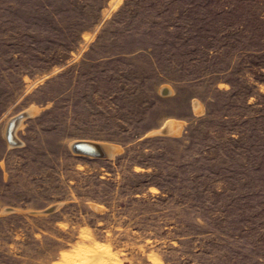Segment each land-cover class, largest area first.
I'll return each instance as SVG.
<instances>
[{
	"label": "rangeland",
	"instance_id": "obj_1",
	"mask_svg": "<svg viewBox=\"0 0 264 264\" xmlns=\"http://www.w3.org/2000/svg\"><path fill=\"white\" fill-rule=\"evenodd\" d=\"M227 2L0 0V264H264V162L246 151L260 143L244 137L217 157L206 117L228 81L250 90L247 114L264 102V41L244 45V57L209 58ZM237 13L264 38V0ZM31 106L21 142L9 145L7 121ZM167 121L178 131L162 134ZM214 133L228 144V131ZM78 138L114 151L79 155ZM128 147L127 168L177 181L172 211L142 223L165 228L160 237L133 229L146 216L90 199L108 192L99 178H119L116 157Z\"/></svg>",
	"mask_w": 264,
	"mask_h": 264
},
{
	"label": "trees",
	"instance_id": "obj_2",
	"mask_svg": "<svg viewBox=\"0 0 264 264\" xmlns=\"http://www.w3.org/2000/svg\"><path fill=\"white\" fill-rule=\"evenodd\" d=\"M228 1L229 2L226 4H219L222 5V13L226 16V19L224 21H213V26L210 27L209 38L213 41H219V44L212 46L218 49V51H216L214 55L209 56L213 65L227 60L231 54H237L239 58L244 57L246 56V54H244L245 50H243L244 45L248 44L259 47L261 45L257 46L256 43L258 41L259 43L264 41L262 36H257V34L252 33L247 34L248 31L254 32L256 24L252 21L244 24L240 20L241 16L237 13V8L239 3L244 2V0H233L231 3L230 0ZM220 50L222 51L220 52ZM254 50L257 49L254 48ZM247 51L251 53V56L256 55L251 50ZM261 75L264 74L262 73ZM256 80L262 81L260 78H256ZM228 83L230 85L229 89L217 91L213 95L212 104H214V106L211 108L207 106L206 117H211L213 119L211 122L216 123L215 127L217 132L221 133L222 130H225L230 134L229 137L226 138L228 144H222L220 146V140L217 141L219 136L214 133L216 131L215 129L213 135H209L210 138H213L212 141H214L212 150H214L217 157H219L218 155H220L221 150L222 154L226 156L229 150H235L236 145H233V142L239 143L242 138H248L250 136L254 139L253 141H255V143L259 141L260 148L258 150L248 148L246 151L249 152V156L256 153L257 160L264 162V146L261 145V143L264 142V102L255 103L260 105L256 113L247 114L246 111L249 109L251 110L252 107V104L247 102L250 96V90H245V86L243 85L234 86L230 81H228ZM219 93L222 95H219ZM260 97L264 100V94H260ZM222 108L224 113L220 114L219 111L220 109L222 110ZM233 131L238 134L239 139L232 136L234 133ZM132 157V149L129 147L125 149L124 153L118 155L116 157L117 161L114 165L113 172L120 175L119 178L108 180L99 178L96 181L98 186L103 185V188H106L108 192L111 193L108 194L107 191L101 192V194L97 196H91L90 199L95 202L105 203L107 206L109 204V208L110 205H113L115 208L110 209L111 212H127L134 213V215L138 216H146L141 220V225L133 226V229L139 232L150 233L153 237H160L167 233L165 228L159 226L150 228L149 226H143L142 223H146L145 221L153 220L154 218H160L163 214H166L165 212L169 214L172 211L173 207L171 204L174 202L177 181H175L173 177L170 179L161 178L160 175L153 172L136 171L134 170V163L131 164L130 169L127 168L123 163L125 161H133ZM153 186L159 189V193L150 191V188ZM104 189L102 191H104ZM67 206L74 207V204L69 203ZM88 211L94 214V216H100L90 209ZM92 223L93 222L88 224L93 228L95 225ZM138 223H140V221Z\"/></svg>",
	"mask_w": 264,
	"mask_h": 264
},
{
	"label": "bare ground",
	"instance_id": "obj_3",
	"mask_svg": "<svg viewBox=\"0 0 264 264\" xmlns=\"http://www.w3.org/2000/svg\"><path fill=\"white\" fill-rule=\"evenodd\" d=\"M33 110V106H31L29 109H27V110H22V111H25V112H29V111H32ZM22 111H20V112H22ZM19 113V112H18ZM14 116V115H13ZM19 122H20V119H18L17 120V124L15 125V128L14 129H10L9 130V132H8V134H6L5 135V132H4V137H5V139H6V141H7V143L9 144V145H11V146H15V145H17V143L18 142H21V139L19 138V136L17 135V133H16V129H17V127H18V125H19ZM164 128L166 129V131L167 132H169V133H174V132H177L178 131V127H177V125L175 124V123H173L172 121H167V123L165 124V126H164ZM5 130H6V127H5ZM7 139H10V141H8ZM90 141V142H95L97 145H93V144H91V143H88V142ZM74 143H77V148L78 149H85V150H87V151H95V149L97 150V148H99V150L100 151H102L103 153H105V155H107V154H109V155H111L112 153H113V151H114V146L113 145H111V144H104L103 142H101V141H99V140H95V139H89V138H78V139H75L71 144L73 145ZM77 154H79V155H82V156H88V157H100V156H96V155H92V154H86V153H83V152H78ZM97 249L99 248V247H96ZM89 249V248H88ZM96 249V251H94L95 250V248H93V252L92 253H95V255H97L96 253H98L99 251ZM104 249V248H103ZM107 249V248H106ZM109 249V248H108ZM79 250V254L80 253H82L83 254V251L81 252V250H85V249H78ZM77 250V251H78ZM87 250V249H86ZM90 250V249H89ZM88 250V251H89ZM98 251V252H97ZM104 251H105V249H104ZM108 251V250H107ZM106 251V252H107ZM86 252V251H85ZM84 252V253H85ZM91 252V251H90ZM101 252V251H100ZM103 253H105V252H103ZM103 253L101 252V257H102V255H103ZM87 254H88V252H87ZM99 255H100V253H98ZM107 254V253H106ZM77 255V254H76ZM75 255V256H76ZM94 255V256H95ZM83 256V255H82ZM86 255H84V257H85ZM108 256V255H107ZM69 258H70V256H68ZM67 257V258H68ZM72 257V256H71ZM97 257V256H96ZM100 257V256H99ZM103 257H104V255H103ZM74 258H76V257H74ZM78 258V257H77ZM76 258V259H77ZM86 258V257H85ZM71 259V258H70ZM70 259H68V260H70ZM72 261V260H71ZM70 261V262H71ZM74 261V260H73ZM77 261V260H76ZM76 261H75V263H76ZM79 261V260H78ZM77 261V262H78ZM74 263V262H73Z\"/></svg>",
	"mask_w": 264,
	"mask_h": 264
},
{
	"label": "water",
	"instance_id": "obj_4",
	"mask_svg": "<svg viewBox=\"0 0 264 264\" xmlns=\"http://www.w3.org/2000/svg\"><path fill=\"white\" fill-rule=\"evenodd\" d=\"M162 92L165 93L167 92L165 88L162 89ZM29 114L25 111L19 112L18 114L12 116L11 118H9V120L7 121V125H6V130H5V135L8 134L9 130L12 128H15V125L17 124V120L18 119H22L26 116H28ZM161 133L162 134H166V129H161ZM8 141H10V139H7ZM11 142V141H10ZM88 142V141H87ZM20 142H18L17 144H19ZM91 143L93 145H97L95 142H88ZM70 148L73 152L78 153V152H83L86 154H92V155H96V156H100V157H107V155H105V153H103L102 151L99 150V148H97V150L95 149V151H87L85 149H78L77 148V143H74L73 145H70ZM109 156V155H108ZM55 209L54 205L48 206L46 207L43 211L45 213L51 212Z\"/></svg>",
	"mask_w": 264,
	"mask_h": 264
}]
</instances>
